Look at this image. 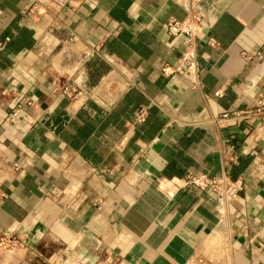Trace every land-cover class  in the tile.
Here are the masks:
<instances>
[{"label":"crops","instance_id":"0c3cea01","mask_svg":"<svg viewBox=\"0 0 264 264\" xmlns=\"http://www.w3.org/2000/svg\"><path fill=\"white\" fill-rule=\"evenodd\" d=\"M186 9L0 0V264L78 263L85 232L121 264H264V0L201 1L197 72L165 77ZM228 171L229 199L165 186Z\"/></svg>","mask_w":264,"mask_h":264},{"label":"built area","instance_id":"2783aa9c","mask_svg":"<svg viewBox=\"0 0 264 264\" xmlns=\"http://www.w3.org/2000/svg\"><path fill=\"white\" fill-rule=\"evenodd\" d=\"M203 0H186L187 14L182 19H170L166 23V30L172 37L185 36L187 38V47L180 62L176 66L165 65L161 69V74L165 77L176 73L188 72L189 74L196 73L198 68L196 40L201 31L202 17L197 11L198 4ZM11 37L0 39V51L11 42ZM211 45H217L215 42H210ZM249 58V55H245ZM195 82V81H193ZM77 89L68 87L63 90V93L71 97ZM217 97H222L223 94L216 92ZM260 107H264V100L260 102ZM228 115L225 114L224 117ZM139 119L145 120V112L139 114ZM161 185V183H160ZM165 186L168 190L178 191L182 188L194 187L204 192H209L217 196L219 199L232 198L237 190L243 188L241 178L232 179L231 173L224 172L221 176H209L207 174H188L183 180H168L165 181ZM169 192V191H168ZM23 245L22 240L13 234H3L0 232V253L12 252Z\"/></svg>","mask_w":264,"mask_h":264},{"label":"rangeland","instance_id":"374dc122","mask_svg":"<svg viewBox=\"0 0 264 264\" xmlns=\"http://www.w3.org/2000/svg\"><path fill=\"white\" fill-rule=\"evenodd\" d=\"M73 250L77 252V254H79L83 250H86L87 252L89 251L92 255H98L94 253L99 250V245L97 244V241L95 240V238L82 235L78 237L73 247ZM78 256L79 258H78L77 264H89L88 262H86L84 258L81 257L80 254ZM99 260H100V255H99ZM99 260L95 264H121V262H117L115 260H109V259H103L100 261Z\"/></svg>","mask_w":264,"mask_h":264},{"label":"water","instance_id":"95a60500","mask_svg":"<svg viewBox=\"0 0 264 264\" xmlns=\"http://www.w3.org/2000/svg\"><path fill=\"white\" fill-rule=\"evenodd\" d=\"M85 235L88 237H93L92 234H88L87 232H85ZM79 254L84 257L89 264H95L99 260V255H92L89 251L87 252L86 250H83Z\"/></svg>","mask_w":264,"mask_h":264},{"label":"trees","instance_id":"16d2710c","mask_svg":"<svg viewBox=\"0 0 264 264\" xmlns=\"http://www.w3.org/2000/svg\"><path fill=\"white\" fill-rule=\"evenodd\" d=\"M231 177H232V179H236L237 178L235 174H231Z\"/></svg>","mask_w":264,"mask_h":264},{"label":"bare ground","instance_id":"6f19581e","mask_svg":"<svg viewBox=\"0 0 264 264\" xmlns=\"http://www.w3.org/2000/svg\"><path fill=\"white\" fill-rule=\"evenodd\" d=\"M82 257V256H81ZM82 258H84V257H82ZM85 259V258H84ZM86 260V259H85ZM86 262H88L87 260H86ZM75 264H77L76 262H75Z\"/></svg>","mask_w":264,"mask_h":264}]
</instances>
